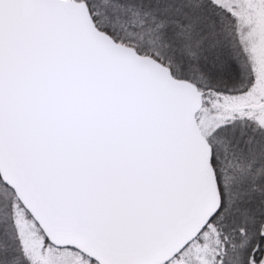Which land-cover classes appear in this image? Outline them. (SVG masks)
I'll return each mask as SVG.
<instances>
[{
    "label": "snow or ice",
    "instance_id": "1",
    "mask_svg": "<svg viewBox=\"0 0 264 264\" xmlns=\"http://www.w3.org/2000/svg\"><path fill=\"white\" fill-rule=\"evenodd\" d=\"M0 264H264V0H0Z\"/></svg>",
    "mask_w": 264,
    "mask_h": 264
}]
</instances>
